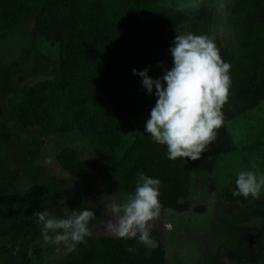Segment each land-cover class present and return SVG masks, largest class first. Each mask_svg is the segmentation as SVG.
<instances>
[{
  "label": "trees",
  "instance_id": "16d2710c",
  "mask_svg": "<svg viewBox=\"0 0 264 264\" xmlns=\"http://www.w3.org/2000/svg\"><path fill=\"white\" fill-rule=\"evenodd\" d=\"M183 1L0 0L1 264H167L157 230H150L155 248L93 233L101 221L94 206L84 207L96 213L87 243L45 263L35 242L42 226L33 212L65 217L69 206L84 209L60 179L46 177L45 167L36 166L43 136L77 135L81 152L62 145L55 159L76 177L98 165L101 185L119 201L134 192L139 172L159 178L161 211L176 212L190 208L192 176L203 161L237 148L229 123L264 100V0H230L231 35L217 40L222 60L231 65L230 95L222 109L224 123L207 151L197 160H170L166 146L144 131L156 97L146 93L133 69L151 66L150 76H162L173 66L169 48L176 27L183 32L187 23L201 34L215 23L218 0H191L200 2L195 9H181ZM13 35L23 36L21 51L7 62L3 42ZM41 42L57 46L54 59L37 49ZM38 73L45 76L31 79ZM236 178L224 200L246 204L254 197L236 194Z\"/></svg>",
  "mask_w": 264,
  "mask_h": 264
},
{
  "label": "clouds",
  "instance_id": "9594fccd",
  "mask_svg": "<svg viewBox=\"0 0 264 264\" xmlns=\"http://www.w3.org/2000/svg\"><path fill=\"white\" fill-rule=\"evenodd\" d=\"M229 3L230 0H218L215 23L208 32L197 34L187 23L183 32L178 33L176 27L177 35L169 48L173 66L165 68L162 76H150L151 66L133 69V75L141 78L146 93L156 97L144 131L157 144L166 146L170 160L199 159L224 123L222 109L229 100L231 65L222 60L217 40H225L231 35ZM184 6L183 3L179 5L181 9ZM235 183L236 194L256 197L264 191V174L241 170ZM160 186L159 178L139 172L135 190L125 200L104 202L110 217L109 227L117 237L137 240L148 248L157 247L158 242L148 226L161 214ZM33 214L42 226L44 241L64 244L68 253L87 243L86 237L91 235L89 222L96 216L88 208L69 211L66 218L46 210H37ZM128 250L135 251L132 247Z\"/></svg>",
  "mask_w": 264,
  "mask_h": 264
},
{
  "label": "rangeland",
  "instance_id": "374dc122",
  "mask_svg": "<svg viewBox=\"0 0 264 264\" xmlns=\"http://www.w3.org/2000/svg\"><path fill=\"white\" fill-rule=\"evenodd\" d=\"M199 3L183 1L189 9L196 8ZM22 40V35L5 39L3 45L8 55L7 62L18 57ZM40 45L43 48L37 49L48 58L54 59L57 56L55 44L41 42ZM41 76L45 75L38 73L31 79ZM229 126L237 148L230 154L203 161L197 173L192 176L188 196L190 208L182 212L165 209L148 226L149 230L159 231L167 264H264V256L261 257L264 249V235L261 237L264 228V191L246 204L224 200L225 190L232 188V180L239 171L250 170L257 175L264 174V100L256 110L231 121ZM39 145L41 154L36 166L45 167L46 177L60 179L62 186L80 200L81 208L94 206L100 210L101 221L95 226L93 233L115 235L109 227L110 217L104 208V202L119 200L101 185L98 178L99 166L89 167L86 174L76 177L64 171L55 159V154L62 145H73L81 152L78 136H43ZM45 196L55 199L50 193ZM196 206L203 208L200 210ZM69 211L71 206L64 218ZM35 242L42 246L45 263L59 260L66 249L64 244L45 242L42 235L37 236Z\"/></svg>",
  "mask_w": 264,
  "mask_h": 264
},
{
  "label": "crops",
  "instance_id": "0c3cea01",
  "mask_svg": "<svg viewBox=\"0 0 264 264\" xmlns=\"http://www.w3.org/2000/svg\"><path fill=\"white\" fill-rule=\"evenodd\" d=\"M263 231H264V228L262 229L261 237H263V235H264V232H263ZM262 243H264V241H262ZM263 250H264V249H263ZM263 256H264V254H261V257H263ZM258 260H259V259H258ZM258 260H257V261H258ZM257 264H261V263H258V262H257Z\"/></svg>",
  "mask_w": 264,
  "mask_h": 264
},
{
  "label": "flooded vegetation",
  "instance_id": "af4514ba",
  "mask_svg": "<svg viewBox=\"0 0 264 264\" xmlns=\"http://www.w3.org/2000/svg\"><path fill=\"white\" fill-rule=\"evenodd\" d=\"M262 254H264V250H262Z\"/></svg>",
  "mask_w": 264,
  "mask_h": 264
}]
</instances>
